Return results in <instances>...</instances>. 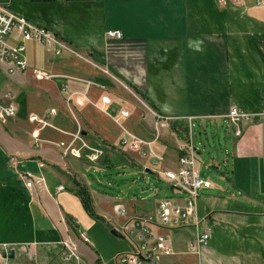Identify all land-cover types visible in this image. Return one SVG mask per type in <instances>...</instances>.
<instances>
[{
	"label": "crops",
	"instance_id": "crops-1",
	"mask_svg": "<svg viewBox=\"0 0 264 264\" xmlns=\"http://www.w3.org/2000/svg\"><path fill=\"white\" fill-rule=\"evenodd\" d=\"M20 1L18 16L47 28L64 48L26 41L28 68L10 74L0 91V102L10 94L17 109L0 119V264H65L63 239L79 251L80 264H118L124 245L130 248L126 223L145 214L152 231L171 240L172 253L160 264H264V0ZM0 70L8 73L2 62ZM34 70L49 77L38 79ZM232 107L256 116L230 124L225 156L211 164L220 181L204 178L211 187L199 195L198 214L224 224L228 234L238 225L233 236L244 245L237 251L198 246V229L158 225L159 202L148 214L149 200H122L89 184L94 169L131 161L166 180L194 121L230 123ZM31 114L49 117L40 124ZM124 137L139 141L138 148L123 144ZM99 147L103 155L91 162L89 148ZM143 149L163 160L153 164ZM27 173L35 179L30 188ZM77 183L87 186L98 218L84 207ZM113 228L127 241L123 248L109 234ZM11 250L13 258L2 256Z\"/></svg>",
	"mask_w": 264,
	"mask_h": 264
},
{
	"label": "built area",
	"instance_id": "built-area-1",
	"mask_svg": "<svg viewBox=\"0 0 264 264\" xmlns=\"http://www.w3.org/2000/svg\"><path fill=\"white\" fill-rule=\"evenodd\" d=\"M258 3L260 4L259 0ZM14 29L16 30V36L14 37L16 44H11L6 38ZM108 36L121 38L122 32L109 30ZM30 40L42 43L47 47L57 46L60 50L64 48L61 40L47 28L31 22L23 16H18L0 2V62L7 66L9 74H13L18 70L25 71L28 68L25 58V42ZM60 50L58 49L56 52L60 53ZM34 72L38 79L49 77L39 70H34ZM7 98L8 101L6 103L0 102V119L9 118L16 114L17 109L11 95L8 94ZM254 116L256 115L240 110L237 107H232L227 114L231 125H236L238 122L249 124L253 121ZM48 117L49 114L45 116L31 114L29 119L30 121L44 124L47 122ZM259 117L264 118V109L259 114ZM190 138V141L179 150L178 168L164 173V177L170 183L173 193L184 192L187 194L185 198H164L160 200L156 212V221L158 225L169 229L194 226L199 230V226L204 220V218H199L198 214L199 191L210 188L211 182L202 178L196 170V147L191 136ZM123 144H128L137 149L139 141L124 137ZM61 146L63 147L64 143H61ZM89 150L88 158L91 162H96L99 156L103 154L101 147L89 148ZM63 153L65 155L68 154L65 148ZM71 153L75 156H80L77 150H71ZM141 154L144 157L151 155L153 164H158L163 160L160 154L150 149L141 150ZM11 161H16L15 157H12ZM24 178L26 179V186L32 187L35 180L32 175L27 173ZM118 210L123 212L121 208H118ZM152 223L153 220L145 214L135 217L131 224H126L124 234L127 236L130 248L117 255L118 264H160L162 255L172 253L170 238L154 233L151 227ZM210 235V228L199 231L197 234L198 246L207 245ZM81 237L85 242H88V238L84 234H81ZM61 243L66 249L64 255L65 264H80V253L76 251L74 244L66 239H63Z\"/></svg>",
	"mask_w": 264,
	"mask_h": 264
},
{
	"label": "rangeland",
	"instance_id": "rangeland-1",
	"mask_svg": "<svg viewBox=\"0 0 264 264\" xmlns=\"http://www.w3.org/2000/svg\"><path fill=\"white\" fill-rule=\"evenodd\" d=\"M11 1L12 0H0V2L6 5L8 9H10L13 13L17 15H24L21 12L22 10L18 9V6L23 8V4L21 3V1L13 0L12 5H11ZM15 31L16 30L14 29L13 32ZM10 35H8L6 38V40L9 43H11ZM11 76L12 75H10L9 73L5 74L3 71L0 70V91L2 90L5 91L4 86L6 85V83L12 82ZM17 99L18 98L16 97V101H18ZM229 127H230V123L228 121H222L219 123H212L208 121V123L200 124L199 120H195L193 128L191 129L189 134L192 137L194 146L197 148L198 151H200V154L198 155V160H199L198 170L200 171V176L202 178H209L213 183H218L220 180L217 177L216 170L211 166V164L214 161V159L217 161L218 160L221 161V159L223 158V155L225 153V147L226 145H228L227 143L230 142ZM98 161L99 158L97 159L96 162ZM130 163L135 164L132 161ZM130 163L129 164L125 163L116 166L112 169L109 168L108 169L100 168L99 170L94 169V171L91 174L89 173L87 174L89 175L88 178L89 184L92 186L94 190L102 194L110 195L116 198H120L122 200L129 198L131 196H135L138 199L145 198L149 200L152 203V210L149 209L148 211H150L151 213L148 214H154L156 212L155 211L157 207L156 205L158 204V202H160V200L164 198L187 197V194L184 192L173 193V191L171 190L170 183L164 180L162 176H160L159 174L145 172L142 166L131 165ZM142 189H146L147 192L143 194ZM205 190L203 189L199 191V195L201 197H204L208 194L206 193ZM211 192L215 193L214 191ZM202 199L204 200V198ZM198 205L200 209L203 207L204 203L201 201V199H199ZM108 210H112V207H108ZM142 213L144 214V210H142ZM152 217L155 218V215H153ZM134 218L129 220L126 224L128 225L131 224ZM199 218H204V217L199 216ZM217 223L220 226L214 223L212 218H210V219H204L199 226L198 231H203L206 228L211 229V235L207 244L209 245L220 244V246L224 247L227 251H237L238 247L240 246L243 247L244 243L243 244L241 243V239L239 237L238 239H236L235 238L236 236H233L234 235L233 232L237 235V231L240 228L238 225L227 227V230L229 232L228 234L223 228L225 227V225L219 222ZM183 230L184 231L189 230L191 234L197 232V228L194 226L187 227ZM108 231L111 236L119 239V242L123 248V244H126L127 241L125 239L120 238L119 236L113 235L110 230ZM229 238L231 240H236L237 242H233L229 240ZM125 249L127 250L128 246L124 245L123 250ZM109 256L110 255H108L107 257L109 258ZM112 264H114L113 260H112Z\"/></svg>",
	"mask_w": 264,
	"mask_h": 264
},
{
	"label": "trees",
	"instance_id": "trees-1",
	"mask_svg": "<svg viewBox=\"0 0 264 264\" xmlns=\"http://www.w3.org/2000/svg\"><path fill=\"white\" fill-rule=\"evenodd\" d=\"M77 186H78L77 193H78L79 197L81 198L84 207L86 208L87 211H89V213L93 217L98 218L99 216H97V214L95 213V211L93 209L91 196H90V193H89L87 187L84 185H81L80 183H77Z\"/></svg>",
	"mask_w": 264,
	"mask_h": 264
},
{
	"label": "water",
	"instance_id": "water-1",
	"mask_svg": "<svg viewBox=\"0 0 264 264\" xmlns=\"http://www.w3.org/2000/svg\"><path fill=\"white\" fill-rule=\"evenodd\" d=\"M84 134H85V132H84ZM147 172L152 173V171H151L150 169H147ZM111 233H112L113 235H115V236H119V237L122 236L121 233H120L118 230H116L115 228H113V229L111 230ZM2 256H3V257H7V258H13V257H14V251H13V250H11V251H9V252H7V251H3V252H2Z\"/></svg>",
	"mask_w": 264,
	"mask_h": 264
}]
</instances>
